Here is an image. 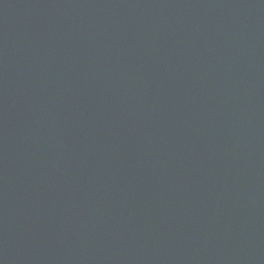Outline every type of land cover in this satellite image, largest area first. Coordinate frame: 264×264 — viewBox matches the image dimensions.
<instances>
[{
	"label": "water",
	"instance_id": "95a60500",
	"mask_svg": "<svg viewBox=\"0 0 264 264\" xmlns=\"http://www.w3.org/2000/svg\"><path fill=\"white\" fill-rule=\"evenodd\" d=\"M0 264H264V0H0Z\"/></svg>",
	"mask_w": 264,
	"mask_h": 264
}]
</instances>
